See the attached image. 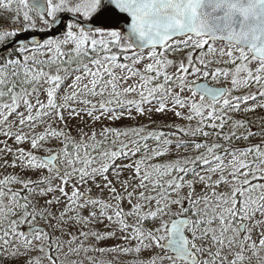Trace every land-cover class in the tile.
Segmentation results:
<instances>
[{
  "label": "snow or ice",
  "instance_id": "snow-or-ice-1",
  "mask_svg": "<svg viewBox=\"0 0 264 264\" xmlns=\"http://www.w3.org/2000/svg\"><path fill=\"white\" fill-rule=\"evenodd\" d=\"M0 8V264H264V0Z\"/></svg>",
  "mask_w": 264,
  "mask_h": 264
},
{
  "label": "rangeland",
  "instance_id": "rangeland-1",
  "mask_svg": "<svg viewBox=\"0 0 264 264\" xmlns=\"http://www.w3.org/2000/svg\"><path fill=\"white\" fill-rule=\"evenodd\" d=\"M9 13H7L4 9L0 8V17H6Z\"/></svg>",
  "mask_w": 264,
  "mask_h": 264
}]
</instances>
